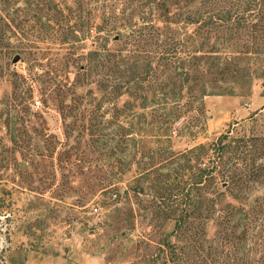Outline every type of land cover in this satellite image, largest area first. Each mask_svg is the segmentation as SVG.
I'll return each mask as SVG.
<instances>
[{
	"label": "rangeland",
	"instance_id": "374dc122",
	"mask_svg": "<svg viewBox=\"0 0 264 264\" xmlns=\"http://www.w3.org/2000/svg\"><path fill=\"white\" fill-rule=\"evenodd\" d=\"M32 25L19 61L16 53L0 60V247L7 264H264V80L242 95L187 103L162 146L149 134L160 128L162 112L145 100V85L112 99H80L100 75L93 69L89 81L80 78L83 86H71L83 73L80 63L89 64L91 40L67 52L55 44L54 30ZM69 52L86 59L65 65ZM249 61L263 72L264 57ZM63 112H70L66 121ZM145 121L156 124L146 135ZM91 122L104 129L92 131ZM228 130L252 147L227 152L201 190L182 198L179 171L189 178L199 171L194 162L184 170L176 153ZM153 165L156 174L139 176ZM229 169L234 177L222 171ZM195 198L199 207L186 208ZM243 204L245 210L234 207ZM187 212L188 228L174 231L172 216Z\"/></svg>",
	"mask_w": 264,
	"mask_h": 264
},
{
	"label": "trees",
	"instance_id": "16d2710c",
	"mask_svg": "<svg viewBox=\"0 0 264 264\" xmlns=\"http://www.w3.org/2000/svg\"><path fill=\"white\" fill-rule=\"evenodd\" d=\"M31 23L32 27L40 24L54 30L55 44L67 52L84 49L83 44L91 40L89 64L80 63L83 73L71 86H83L80 78L89 81L93 69H98L100 75L89 81L95 86L78 95L80 99H112L121 96L125 88L137 91L145 85V100L158 104L162 112L160 128L149 134L158 136L162 146L170 142L177 122L186 117L187 103L215 94L242 95L252 90L256 79L264 80V70L259 74L252 61L244 62L264 57V0H0V60L27 51L25 34ZM12 37H22V42L16 44ZM111 40L119 47L110 48ZM74 53L77 52L65 54V62H59L56 68H63V62L74 65L86 59L83 53ZM51 56L55 61L62 60L57 53ZM227 80L233 84L221 86ZM68 113L63 112L65 121ZM155 125L145 121L143 134ZM90 126L92 131L104 129L92 122ZM231 132L228 130L210 144L185 147L176 153L184 159V170H192L194 162L199 171L189 178L178 170L180 184L176 183V189L182 198L201 190L200 186L214 176L227 152L236 150L238 154L241 148L247 151L252 147L249 139L234 137ZM171 156L168 154L165 162ZM154 170L155 165L139 176L147 178L156 174ZM222 171L227 177H234L230 169ZM197 202L198 208L200 202L196 198L186 201V208H194ZM234 207L247 208L244 204ZM191 213L172 216L174 231L188 228ZM243 214L238 211L239 217ZM0 264H7L5 249L1 247Z\"/></svg>",
	"mask_w": 264,
	"mask_h": 264
},
{
	"label": "water",
	"instance_id": "95a60500",
	"mask_svg": "<svg viewBox=\"0 0 264 264\" xmlns=\"http://www.w3.org/2000/svg\"><path fill=\"white\" fill-rule=\"evenodd\" d=\"M20 59V56L19 55H16L15 58H14V62H18Z\"/></svg>",
	"mask_w": 264,
	"mask_h": 264
},
{
	"label": "built area",
	"instance_id": "2783aa9c",
	"mask_svg": "<svg viewBox=\"0 0 264 264\" xmlns=\"http://www.w3.org/2000/svg\"><path fill=\"white\" fill-rule=\"evenodd\" d=\"M98 210V208H95V211H97Z\"/></svg>",
	"mask_w": 264,
	"mask_h": 264
}]
</instances>
